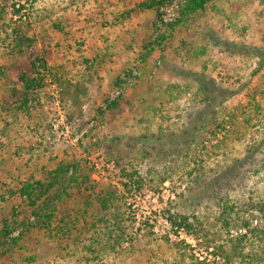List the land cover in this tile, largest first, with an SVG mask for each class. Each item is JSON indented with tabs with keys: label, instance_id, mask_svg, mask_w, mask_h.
Wrapping results in <instances>:
<instances>
[{
	"label": "rangeland",
	"instance_id": "rangeland-1",
	"mask_svg": "<svg viewBox=\"0 0 264 264\" xmlns=\"http://www.w3.org/2000/svg\"><path fill=\"white\" fill-rule=\"evenodd\" d=\"M136 1L0 0L6 22L34 40L25 54L0 57L7 65L0 68V181L15 166L29 174L53 160H80L95 184L117 191L119 223L132 233L91 260L32 233L0 264H264V212L257 208L264 200V60L258 67L256 57L225 51L226 41L261 45L264 4L216 0L213 9L209 2L143 58L147 35H158L151 25L157 14L120 19ZM182 1L169 0L162 20L177 18ZM36 57L47 68L39 69L43 87L29 121L4 99ZM195 72L235 91L207 122ZM120 96L124 109L107 110ZM228 109L236 116L225 131L216 125ZM225 205L234 218L228 228ZM6 210L0 202V218ZM179 216L191 226L173 227L170 219Z\"/></svg>",
	"mask_w": 264,
	"mask_h": 264
},
{
	"label": "trees",
	"instance_id": "trees-1",
	"mask_svg": "<svg viewBox=\"0 0 264 264\" xmlns=\"http://www.w3.org/2000/svg\"><path fill=\"white\" fill-rule=\"evenodd\" d=\"M216 0H183L179 4V16L173 21H163L164 11H159L169 0H138L129 9L120 14V19H126L131 14L153 10L157 18L151 25L158 35L155 39L149 40L147 35L146 43L142 45L141 53L143 58L151 52L156 45L161 46L166 39L171 38V32L176 24L184 23L193 15L192 13L204 9V6L211 2V7L217 9ZM264 4V0H259ZM23 5L13 9L18 14ZM5 7L0 8V57L8 56L16 58L25 54L28 47L34 42L32 38L20 33L18 29L6 22L4 16ZM223 12V11H222ZM6 14V13H5ZM54 29L62 31L61 22L54 21ZM191 43L179 41L180 47ZM225 51H231L239 55H249L257 58L258 67L264 60V35L260 46L225 42ZM36 60V61H35ZM47 68L44 59L36 57L31 61L30 68L18 73L16 81L7 90L4 101L11 106L12 112H21L32 121L33 109L39 90L43 87V76L39 69ZM0 68H7V65H0ZM2 73L0 72V75ZM197 82L198 90L202 93L204 101V113L215 112L218 107L223 112L226 110L224 104L226 99L234 94L233 89L219 86L215 80L203 72L193 73ZM127 81L116 79L115 83L121 85ZM119 85V86H120ZM120 99L111 101L107 110L114 108L124 109V102ZM228 109L227 116L220 120L216 126L227 131L234 123L236 113ZM103 113V111H101ZM211 114V113H210ZM211 119V118H210ZM256 145L258 149L259 145ZM264 146V144H262ZM31 158H28L29 161ZM53 163L37 165L33 171L27 174L21 166L13 167L8 182L0 181V202L7 210L0 218V257L5 254H13L23 247V240L32 233H38L52 240L63 241L61 247L67 254H78L87 252V260L95 259L98 250L108 251L120 247L132 238L128 225L119 223V216L116 213L118 207L115 202L119 199L117 191L112 186H100L90 178L88 168L80 160H59ZM238 166L233 165V169ZM26 170L29 168L25 167ZM22 170V171H21ZM236 171V170H235ZM24 179L20 178V174ZM24 173V174H23ZM10 183H15L11 189ZM3 188V189H2ZM5 190V191H4ZM19 198L16 205H10L12 198ZM259 211L264 212V200L257 203ZM232 209L231 205H225L223 211ZM230 212V211H229ZM224 227L228 228L234 218L230 217L227 211L222 214ZM170 223L177 229H187L190 225L186 217L170 219ZM246 220L242 225H246ZM259 232L262 230H258ZM70 246V247H69ZM25 247V245H24ZM68 248V249H67ZM30 259V257H29ZM190 261L188 264H210L204 260Z\"/></svg>",
	"mask_w": 264,
	"mask_h": 264
},
{
	"label": "built area",
	"instance_id": "built-area-1",
	"mask_svg": "<svg viewBox=\"0 0 264 264\" xmlns=\"http://www.w3.org/2000/svg\"><path fill=\"white\" fill-rule=\"evenodd\" d=\"M167 10H169V9H167ZM160 11H166V7H161Z\"/></svg>",
	"mask_w": 264,
	"mask_h": 264
}]
</instances>
